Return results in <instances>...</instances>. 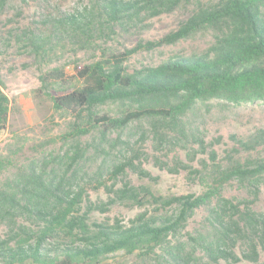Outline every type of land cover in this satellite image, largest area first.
Segmentation results:
<instances>
[{
    "label": "trees",
    "instance_id": "obj_1",
    "mask_svg": "<svg viewBox=\"0 0 264 264\" xmlns=\"http://www.w3.org/2000/svg\"><path fill=\"white\" fill-rule=\"evenodd\" d=\"M194 1L192 14L176 31L156 41L138 43L121 56L76 65L74 73L82 85L71 90L61 87L67 81L58 69L41 73L37 93L50 100L55 112L72 115L75 137L99 126L123 130L131 122L146 119L161 139L163 130L182 134L183 118L198 104L219 100L237 106L264 101V0H91L80 13L54 20L53 27L59 34L80 37L84 45H90L95 32L137 29L147 20ZM207 30L212 31L213 42L200 55L173 56L157 66L140 69L123 64L138 51L172 45ZM51 45V33H31L28 37L27 46L38 65L48 56ZM2 87L0 81V131L6 128L12 108ZM106 105L123 106L125 111L117 118L98 116L99 108ZM251 142L242 146L264 144V130ZM199 145L203 147L202 141ZM209 154L214 161L215 152ZM78 158L82 154H76L73 163ZM3 166L0 163V171ZM126 167L140 177H150L132 161L115 166L113 174H121ZM40 168L31 165L0 182V223L5 220L9 224L6 236L0 237V264H102L118 252L149 257L156 250L163 252L164 264H190L191 255L184 256L182 246L172 244L171 239L184 229L196 209L207 206L214 197L217 203L208 217L211 231L198 244L204 256L213 264L221 260L234 264L242 259L264 264V216L256 218L248 206L240 211L239 205L218 197L221 186L232 179L257 186L264 175V158L233 162L223 170L213 164L215 184L200 195L156 196L148 187L124 182L108 189L112 197L106 202L85 204L82 213L83 190L73 191L65 173L48 175ZM115 203L139 207L151 203L159 209L175 205L176 211L164 216L140 213L126 225L88 222L91 212L104 213ZM227 212L237 218L226 221ZM20 215L35 229L17 225ZM239 241L246 243L240 255L235 251Z\"/></svg>",
    "mask_w": 264,
    "mask_h": 264
},
{
    "label": "rangeland",
    "instance_id": "obj_2",
    "mask_svg": "<svg viewBox=\"0 0 264 264\" xmlns=\"http://www.w3.org/2000/svg\"><path fill=\"white\" fill-rule=\"evenodd\" d=\"M90 1L0 0V81L3 93L12 103L6 128L0 131V163L4 165L0 182L31 165L41 166L48 175L65 173L73 191L83 190L82 213L85 204L106 202L112 197L108 189H116L124 182L135 187H148L156 196L200 195L215 184L217 175L213 172V164L223 170L233 162L242 164L264 158V144L251 148L242 146H250L254 135L264 130V101L237 106L219 100L198 104L183 118L182 134L163 130L161 139L154 135L150 121L146 119L131 122L123 130L99 126L87 135L75 137L71 129L72 115L55 112L50 100L37 93L39 75L56 68L67 81L61 86L63 89L80 87L82 81L74 73L76 65L121 56L138 43L156 41L176 31L192 14L196 4L194 1L147 20L144 26L127 32L118 29L114 33L95 32L90 45H84L80 37H68L55 30L54 20L80 13ZM197 1L210 3L217 0ZM31 33L44 36L51 33V50L39 65L27 46ZM212 42V31H202L172 45L138 51L127 57L123 64L134 69L157 66L169 57L200 55ZM124 111L123 106L106 105L99 108L98 116L117 118ZM199 141L203 143L202 148ZM211 151L216 154L214 161L210 158ZM76 154H82V158L73 163ZM128 161L149 173L150 177H140L130 167L124 168L119 175L113 174L115 166ZM169 169H177V172L172 173ZM218 197L239 205L240 211L248 206L256 218L264 216V175L257 186L229 180L221 186ZM216 203L217 197H214L210 204L196 209L184 229L171 239L172 244L182 246L184 256L189 258L191 255L190 264H213L198 244L200 238L211 231L209 211ZM175 211V205L159 209L151 203L141 207L115 203L104 213L91 212L88 222L113 224L118 221L126 225L140 213L164 216ZM231 218L235 220L237 216L227 212L224 219L229 221ZM16 224L35 229L22 215L16 218ZM8 226L5 220L0 223L1 238L6 236ZM245 250L246 243L239 241L235 251L240 255ZM155 253L142 257L118 252L102 264H164L163 252L156 250ZM263 258L261 255V260ZM216 264L233 263L221 260ZM234 264L250 263L242 259Z\"/></svg>",
    "mask_w": 264,
    "mask_h": 264
}]
</instances>
